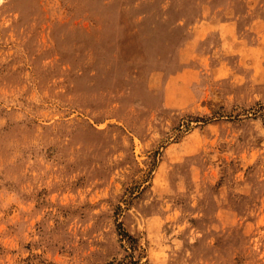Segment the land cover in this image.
I'll return each mask as SVG.
<instances>
[{"label":"rangeland","instance_id":"rangeland-1","mask_svg":"<svg viewBox=\"0 0 264 264\" xmlns=\"http://www.w3.org/2000/svg\"><path fill=\"white\" fill-rule=\"evenodd\" d=\"M264 264V0H0V264Z\"/></svg>","mask_w":264,"mask_h":264},{"label":"trees","instance_id":"trees-1","mask_svg":"<svg viewBox=\"0 0 264 264\" xmlns=\"http://www.w3.org/2000/svg\"><path fill=\"white\" fill-rule=\"evenodd\" d=\"M118 264H122V263H118ZM129 264H137V262L136 261H130Z\"/></svg>","mask_w":264,"mask_h":264}]
</instances>
